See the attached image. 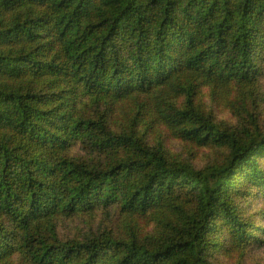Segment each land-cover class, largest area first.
Returning <instances> with one entry per match:
<instances>
[{
  "label": "trees",
  "instance_id": "obj_1",
  "mask_svg": "<svg viewBox=\"0 0 264 264\" xmlns=\"http://www.w3.org/2000/svg\"><path fill=\"white\" fill-rule=\"evenodd\" d=\"M0 264H264V0H0Z\"/></svg>",
  "mask_w": 264,
  "mask_h": 264
},
{
  "label": "rangeland",
  "instance_id": "obj_2",
  "mask_svg": "<svg viewBox=\"0 0 264 264\" xmlns=\"http://www.w3.org/2000/svg\"><path fill=\"white\" fill-rule=\"evenodd\" d=\"M166 130H163V132L160 134V136H162L161 138V144L163 145V147L168 150L170 153H177L181 150L180 148V143L178 141V139L169 137L165 134ZM217 157V152L216 151H211V152H207L205 149L201 148L199 149V154H197V157L191 156L189 153L184 152L180 158L184 159H188L190 164H194L195 168H198L199 166H207L210 163V160L214 159ZM97 228V223L95 222L91 229H96ZM86 231V228L81 225L78 224L77 221H71L68 224V228L67 229H63V232H65L68 235H76L78 236L80 234V232H84Z\"/></svg>",
  "mask_w": 264,
  "mask_h": 264
}]
</instances>
